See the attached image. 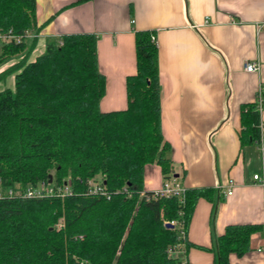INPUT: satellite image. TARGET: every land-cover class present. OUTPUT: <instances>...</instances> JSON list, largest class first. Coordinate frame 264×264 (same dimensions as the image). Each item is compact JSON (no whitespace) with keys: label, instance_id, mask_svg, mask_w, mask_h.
Listing matches in <instances>:
<instances>
[{"label":"trees","instance_id":"trees-1","mask_svg":"<svg viewBox=\"0 0 264 264\" xmlns=\"http://www.w3.org/2000/svg\"><path fill=\"white\" fill-rule=\"evenodd\" d=\"M35 7V0H0V32L22 36L20 43L0 45V67L25 54L0 74H14L13 90L0 91V180L4 189L25 190L49 183L50 175L51 184L69 182L71 193L0 200V264H180L168 250L189 247L185 237L196 202L213 201L214 192L155 197L144 190L146 165H158L164 181L174 175L160 127L151 33L134 34L136 73L125 81L126 108L104 113L95 35L47 38L44 52L27 61L33 45L23 34L39 31ZM255 109V103L240 109L241 147L259 144ZM88 181L105 194H89ZM263 232L262 225H228L208 251L215 264H230V254H247L252 235Z\"/></svg>","mask_w":264,"mask_h":264},{"label":"crops","instance_id":"crops-1","mask_svg":"<svg viewBox=\"0 0 264 264\" xmlns=\"http://www.w3.org/2000/svg\"><path fill=\"white\" fill-rule=\"evenodd\" d=\"M36 33L27 61L44 52L45 40L93 34L99 72L105 78L101 112L127 106L125 81L136 73L134 34L149 31L157 48L161 130L171 146L172 176L183 189H211L200 198L188 228L180 264H215L214 238L228 225L264 227V186L252 177L264 169V152L240 144V109L264 86V0H35ZM35 39L34 42L32 40ZM11 58L0 74L23 59ZM258 65L246 72L244 63ZM14 74L0 79L13 90ZM264 139V110L258 113ZM164 182L159 166L144 168V190ZM231 195H226L228 189ZM251 251L230 264H264V232L252 235Z\"/></svg>","mask_w":264,"mask_h":264},{"label":"built area","instance_id":"built-area-1","mask_svg":"<svg viewBox=\"0 0 264 264\" xmlns=\"http://www.w3.org/2000/svg\"><path fill=\"white\" fill-rule=\"evenodd\" d=\"M264 28V21L262 22V25L258 27V29ZM35 35H31L29 32H25L23 34V37L30 38L34 37ZM22 36H15L11 34L10 31L7 32H0V45L7 44L10 42L20 43ZM151 41L154 42V37L151 35ZM258 65L251 63V62H245L244 63V70L246 72H255L258 70ZM257 98L255 101L256 104V111L257 113H260L264 110V86H260L257 92ZM258 128L260 129V124L258 125ZM258 150L263 153L264 152V139L260 137L259 144L257 146ZM254 182H259L261 185L264 186V169L261 173L255 174L252 177ZM173 178L162 182V186L158 191L154 192L155 197H168L170 195H180L184 192L185 189H183ZM88 193L95 195V194H105L103 191V188L99 186L98 184L94 183L93 181H88ZM71 193V187L69 182H64L62 185H54L51 183H40L36 188L27 187L25 190H22L19 185H15L13 189H4L0 180V200L5 199H13V198H20V199H41V198H49V197H56L63 199L65 196L70 195ZM231 189L229 188L226 192V195H231ZM166 224V223H165ZM172 226H174V223H170ZM58 227H61V224H58ZM185 233L182 230L180 232V237L182 240L185 238ZM180 247H183V244L180 243L174 249H169L168 253L170 255H173ZM264 249V247H263Z\"/></svg>","mask_w":264,"mask_h":264},{"label":"water","instance_id":"water-1","mask_svg":"<svg viewBox=\"0 0 264 264\" xmlns=\"http://www.w3.org/2000/svg\"><path fill=\"white\" fill-rule=\"evenodd\" d=\"M174 177H177V175H174ZM48 182L51 183V176L50 175H49ZM164 226L167 229H172L173 228V226L170 223H166Z\"/></svg>","mask_w":264,"mask_h":264}]
</instances>
